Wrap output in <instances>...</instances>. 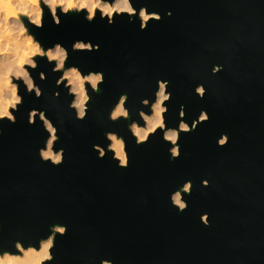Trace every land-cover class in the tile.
Wrapping results in <instances>:
<instances>
[{"label": "water", "instance_id": "1", "mask_svg": "<svg viewBox=\"0 0 264 264\" xmlns=\"http://www.w3.org/2000/svg\"><path fill=\"white\" fill-rule=\"evenodd\" d=\"M134 6L163 19L141 31L139 18L127 15L109 25L99 15L89 23L71 14L61 16L60 26L49 15L42 29H32L45 48L61 43L69 50L67 66L106 79L81 121L69 108L73 97L57 87L62 73L39 59L32 74L43 96L25 90L17 123L0 125V247L38 244L61 224L68 232L57 236L52 264H264V0H134ZM76 40L100 50L72 51ZM215 65L224 67L213 75ZM160 80L170 81L169 128H178L181 105L190 125L202 111L210 116L181 133L177 159L161 131L137 145L128 128L140 110L149 111L142 100H155ZM200 84L204 98L195 92ZM122 94L131 119L114 123L109 113ZM33 109L59 129L55 148L65 149L59 167L39 156L49 134L39 117L28 122ZM110 131L127 142L128 168L118 167L112 152L100 159L94 150L107 148ZM224 133L230 140L220 147ZM187 181L193 190L181 212L171 195ZM205 213L210 226L201 220Z\"/></svg>", "mask_w": 264, "mask_h": 264}, {"label": "clouds", "instance_id": "2", "mask_svg": "<svg viewBox=\"0 0 264 264\" xmlns=\"http://www.w3.org/2000/svg\"><path fill=\"white\" fill-rule=\"evenodd\" d=\"M71 14L84 15V18L92 23L99 19L107 20L109 25L116 22L117 16L127 15L130 21L139 18L141 31H146L149 23L159 22L163 17L155 11H149L147 7L137 9L134 0H0V125L7 121L11 124L17 123L16 113L24 103L23 92L37 98L43 96L42 88L36 83L33 72L39 67V59L46 58L49 64H54L52 71L62 73L56 81L57 87L63 86L67 94L73 99L69 108L75 111L76 119L85 120L90 111L92 93H99L101 85L105 82L103 72L90 71L85 74L77 66H67L70 59L69 50L61 43H55L45 48L42 42L37 39L33 28L42 29L46 18L50 15L55 25L62 23L61 16ZM168 16L172 13L169 11ZM100 45L91 41L76 40L72 44V51L93 52L99 51ZM223 65H215L212 74L216 75L223 70ZM40 80H46L45 72L39 73ZM23 86V87H22ZM170 81H158V90L155 92V100L143 99L142 104L149 111H139L140 120H134L128 128L134 136L137 145L149 142L151 136L158 131L163 133L165 142L171 144L170 156L177 159L181 156L179 140L181 133H190L199 124L209 121L207 111H202L197 120L192 124L186 122L185 106L181 105L179 116L181 117L178 128H169L166 123V114L169 112L167 102L172 98L169 91ZM196 94L204 98L207 89L203 84L195 88ZM60 92L55 96L59 98ZM129 97L122 94L118 102L109 113L112 122L131 119V111L126 106ZM37 117L42 122L44 129L49 134L45 146L39 149V156L45 163H51L59 167L65 160V149L55 146L60 140L59 129L53 121L48 118L45 111L33 109L29 113V123L35 125ZM141 120L143 123H141ZM4 128L0 126V135H3ZM106 138L109 141L107 148L99 144L94 145V150L99 153L100 159L105 158L107 152L113 153V159L118 161V167L128 168L130 156L127 151V142L117 132H107ZM230 137L224 133L218 139V145H228ZM204 187L210 186L208 180L203 181ZM193 183L187 181L183 187L171 195L173 206L184 212L188 203L184 199L185 194H191ZM201 220L205 226H210V214L202 215ZM67 225L56 224L51 227L50 235L41 238L38 244H25L23 240H17L14 244V251L0 247V264H52L55 260L54 248L57 236L67 235ZM101 264H113L110 259H103Z\"/></svg>", "mask_w": 264, "mask_h": 264}]
</instances>
